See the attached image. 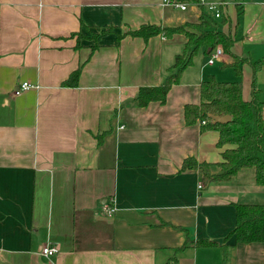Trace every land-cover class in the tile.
<instances>
[{
  "label": "crops",
  "instance_id": "crops-1",
  "mask_svg": "<svg viewBox=\"0 0 264 264\" xmlns=\"http://www.w3.org/2000/svg\"><path fill=\"white\" fill-rule=\"evenodd\" d=\"M199 1H223L219 16L205 15L233 38L230 53L208 63L200 48L163 103L138 106L139 87L165 79L186 38L124 33L196 23L204 3L0 0V264H264V242L224 240L234 202L264 203L253 168L209 182L199 168L181 169L187 157L222 160L218 132L187 124L184 105L199 102L208 75L239 80L250 99L264 0ZM232 55L246 59L241 76ZM79 65L76 86L62 85ZM23 81L32 86L14 94ZM256 84L264 103V61ZM200 237L217 245L179 249ZM44 246L57 250L47 256Z\"/></svg>",
  "mask_w": 264,
  "mask_h": 264
},
{
  "label": "trees",
  "instance_id": "trees-1",
  "mask_svg": "<svg viewBox=\"0 0 264 264\" xmlns=\"http://www.w3.org/2000/svg\"><path fill=\"white\" fill-rule=\"evenodd\" d=\"M199 3V0H179ZM201 5V4H199ZM125 34L148 39L154 35L169 38L174 34H182L186 38L181 53L175 55L174 62L169 68L165 79L155 86L139 87L134 103L145 106L149 102L163 103L170 88L177 84L183 71L192 64L193 57L200 48L210 54L216 46L230 53L233 38L219 30L210 28L206 15L202 11L196 23L186 22L176 26H163L154 23H143L137 28L128 29ZM121 35H118V39ZM232 66L235 74L241 76L240 63L246 59L232 55ZM264 57L252 64L251 97L245 100L241 93V82L219 81L214 75H208L199 83V102L184 105V119L187 124L195 121H204L202 129H214L218 132L216 145L223 148L222 160L198 162L194 157L183 159L181 169L199 168L202 181H226L232 178L242 168H253L254 179L258 185H264V103L259 98V89L256 84V73L261 67ZM81 65L73 70L63 81L64 86H76ZM209 114L230 115L227 123L212 122ZM217 166L218 172H212L211 167ZM235 225L224 237L234 236L236 242H264V203L234 202ZM188 244L194 247L216 246L217 241L207 237L186 239L179 249ZM225 256L222 261L224 263Z\"/></svg>",
  "mask_w": 264,
  "mask_h": 264
},
{
  "label": "built area",
  "instance_id": "built-area-1",
  "mask_svg": "<svg viewBox=\"0 0 264 264\" xmlns=\"http://www.w3.org/2000/svg\"><path fill=\"white\" fill-rule=\"evenodd\" d=\"M223 2V1H222ZM222 2L220 3H214V2H209V3H204L203 1H199V3L197 4H201L203 5V3L206 5V8L208 10H210L211 12H213L215 14V16H219V6L222 4ZM164 4L167 5H171L173 7H177L180 8L182 10L187 8V4L183 3L182 1L179 0H163ZM223 53V49L222 47L216 46L215 49L209 54V57L207 59L208 63H213L216 59L221 58ZM32 85L27 82V81H23L21 83L18 84V86L14 89V94H20L22 91L30 88ZM201 123H204V121L202 120ZM101 210L103 211V213L107 214V215H112L115 207L111 206L110 204H103L101 207ZM56 247H51V246H44L41 248V253L44 255H52L56 252Z\"/></svg>",
  "mask_w": 264,
  "mask_h": 264
},
{
  "label": "water",
  "instance_id": "water-1",
  "mask_svg": "<svg viewBox=\"0 0 264 264\" xmlns=\"http://www.w3.org/2000/svg\"><path fill=\"white\" fill-rule=\"evenodd\" d=\"M209 117L211 118L212 122H219V123H227L231 119L230 115L219 116V115L209 114Z\"/></svg>",
  "mask_w": 264,
  "mask_h": 264
},
{
  "label": "rangeland",
  "instance_id": "rangeland-1",
  "mask_svg": "<svg viewBox=\"0 0 264 264\" xmlns=\"http://www.w3.org/2000/svg\"><path fill=\"white\" fill-rule=\"evenodd\" d=\"M203 10H204L203 12H204L205 14H207V15L209 14V15H210L211 11H210V10H207L206 7H204ZM201 12H202V10H201ZM222 81H230V80H222Z\"/></svg>",
  "mask_w": 264,
  "mask_h": 264
}]
</instances>
